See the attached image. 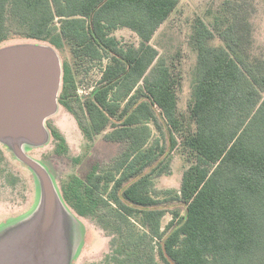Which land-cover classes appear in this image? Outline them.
Segmentation results:
<instances>
[{"label":"trees","instance_id":"trees-1","mask_svg":"<svg viewBox=\"0 0 264 264\" xmlns=\"http://www.w3.org/2000/svg\"><path fill=\"white\" fill-rule=\"evenodd\" d=\"M180 0H0V43L16 25L37 41L65 42L74 57L101 66L83 100L73 67L64 65L60 103L93 139L125 147L108 162H94L84 176L62 185L64 200L79 216L94 214L116 234L113 264H264V69L241 50L236 27L214 32L196 22L197 65L191 116L196 129L184 144L195 163L170 198L187 206L185 216L167 210L157 177L169 173L172 156L150 143L161 121L179 125L176 81L151 40ZM127 27L139 37L125 44L112 33ZM151 69V70H150ZM150 70V72H149ZM143 82V84H141ZM73 103V104H72ZM52 135L65 143L57 129ZM177 144L170 136V146ZM62 148L65 145L62 144Z\"/></svg>","mask_w":264,"mask_h":264},{"label":"rangeland","instance_id":"rangeland-1","mask_svg":"<svg viewBox=\"0 0 264 264\" xmlns=\"http://www.w3.org/2000/svg\"><path fill=\"white\" fill-rule=\"evenodd\" d=\"M198 19H202L214 32L209 44L215 47L224 46L221 32L230 25L235 26L242 52L253 64L264 69V0H180L156 31L151 44L159 51V57L151 69L160 61H164L170 68L176 81L179 114L176 129L169 128L161 121L160 115L161 130L150 122L153 130L150 143L159 139L160 145L165 148L164 154L172 156L169 173L155 180L156 188L162 191L159 198L166 200L161 203L167 210L162 219V227L172 220V212L179 211L182 216L187 212L184 202L171 200L173 194L164 191L179 190L183 173L195 163L194 155L185 146L184 140L196 129L191 109L197 65L195 34ZM112 34L125 44L139 43L137 34L127 27L118 28ZM24 46L31 47L28 50L33 52V56L38 54L37 51L46 52L44 57L43 54L37 56L46 62L53 58L60 72L59 76L57 72L55 80L48 82L47 79L44 82L46 99L36 117L37 122L41 123L37 136H21L11 140L0 138V223L23 215L34 206L39 183H53L63 197L62 185L70 176H84L94 162H108L125 147L123 142L107 141L104 138V134L111 130L110 127L93 139L86 137L75 116L60 103L65 64L73 67L77 77V92L83 100L90 97L97 85L101 66L74 57L68 41L62 47H56L49 41L32 40L15 24L10 26L8 38L0 43V56L21 51ZM30 85H20L22 92L32 91ZM51 127L58 130L65 143L52 135ZM172 135L177 142L173 148L170 146ZM62 144L65 148H62ZM79 217L87 225V236L84 249L75 264H113L112 256L119 248L116 234L103 227L94 214ZM158 264L164 263L158 258Z\"/></svg>","mask_w":264,"mask_h":264},{"label":"crops","instance_id":"crops-1","mask_svg":"<svg viewBox=\"0 0 264 264\" xmlns=\"http://www.w3.org/2000/svg\"><path fill=\"white\" fill-rule=\"evenodd\" d=\"M28 212L0 223V264H75L87 225L53 183L40 184Z\"/></svg>","mask_w":264,"mask_h":264},{"label":"water","instance_id":"water-1","mask_svg":"<svg viewBox=\"0 0 264 264\" xmlns=\"http://www.w3.org/2000/svg\"><path fill=\"white\" fill-rule=\"evenodd\" d=\"M21 51L0 56V138H35L38 133L37 115L45 101L44 82L59 76V66L51 58L45 61L33 52L29 46ZM32 83V91L22 92L20 85ZM30 85V86H31ZM47 85V84H46ZM31 92V93H30ZM27 93H30L28 95ZM32 94V95H31Z\"/></svg>","mask_w":264,"mask_h":264}]
</instances>
